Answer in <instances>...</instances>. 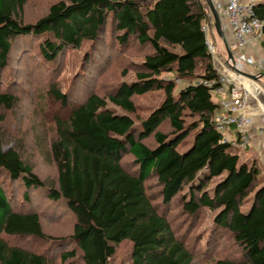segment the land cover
I'll use <instances>...</instances> for the list:
<instances>
[{
  "label": "trees",
  "instance_id": "16d2710c",
  "mask_svg": "<svg viewBox=\"0 0 264 264\" xmlns=\"http://www.w3.org/2000/svg\"><path fill=\"white\" fill-rule=\"evenodd\" d=\"M29 1L0 0V109L12 110L19 100L4 86L3 73L16 42L33 36L41 41V58L58 63L51 68L49 94L66 110L53 116L49 151L58 187L47 185L18 148L8 147L0 130V264H54L45 252L11 242L19 236L70 241L74 247L60 254L62 264L78 257L85 264H110L124 241L133 244L132 264H193L196 247L190 246L188 230L198 228L205 210L215 211L216 229L230 232L240 248V255L215 264H264V175L257 163H240L241 149L216 129L220 71L203 30L212 24L207 1L52 0L45 16L26 23ZM255 12L264 23V1ZM107 38L115 53L140 48L146 54L135 64L136 80L121 81L102 95L97 81L110 61ZM85 42L84 76L64 92L58 85L62 57ZM98 54L107 60L96 61ZM128 73L126 68L121 74ZM155 90L164 99L148 116H138L135 97ZM108 102L124 113L108 108ZM128 155L133 170L125 163ZM153 181L161 189L153 191ZM16 185L26 203L41 189L47 199L62 201L76 219L73 233L59 239L46 235L40 212L18 208ZM178 204L187 221L182 233L176 222L181 217L174 221L170 215Z\"/></svg>",
  "mask_w": 264,
  "mask_h": 264
},
{
  "label": "rangeland",
  "instance_id": "374dc122",
  "mask_svg": "<svg viewBox=\"0 0 264 264\" xmlns=\"http://www.w3.org/2000/svg\"><path fill=\"white\" fill-rule=\"evenodd\" d=\"M260 1L262 0H257V2ZM51 3L52 0L29 1L24 7L23 21L26 23L36 22L47 14ZM211 17L212 24L205 25L208 26V36L216 49V54L213 56L214 65L220 71L217 59L223 63L222 65H225L224 62L229 58L228 51L230 50L233 53L235 50L232 49L233 40L231 36L226 35V32L224 36L220 35L215 28L213 15ZM107 35L109 34L107 33ZM45 37L48 38V36L42 38ZM40 43L41 41L34 39L33 36L22 37L16 42V49L10 55L9 63L3 73L4 78L7 79H4V86H11L12 91L18 94L19 100L12 110L0 109V130L6 134L5 138L8 147L18 148L24 159L33 165L34 172L47 185L57 188L58 169L49 152L53 138V116L55 113L64 115L66 110L62 109L61 104L49 94L50 85L48 83H50L51 79V68L55 70L58 67V63L47 62L41 58L38 48ZM112 44L107 38L105 53H108L107 57H109L110 61L104 77L100 78V80L98 78L97 81V87L100 88L99 93L102 95L108 94L121 81L131 82L136 80L135 64L143 60L146 54V50L140 48H130L125 52L115 53V51L111 50ZM88 51L89 43L85 42L81 49H70L62 57L60 83L58 85L64 92L69 91L71 83L77 76H84L82 75L81 61ZM96 57V61L101 59L103 63L107 60L105 56L100 54ZM247 67L252 66L247 65L246 71ZM126 68L129 73L126 76H122L121 73ZM73 92L72 90L70 95ZM163 99L164 93L159 90L136 96L135 102L138 105V116L143 118L148 116ZM108 108L120 114L124 113L122 109L110 102H108ZM184 147L186 148L187 145L183 144L180 146L183 150L185 149ZM247 148L251 149L250 145ZM247 148H242L241 152L242 155L247 153L246 156L249 157L252 151L247 152ZM133 159L132 155L125 157V163L130 170L135 169ZM261 167L263 168V166ZM205 171L199 174V180L204 177ZM196 182L198 183V181ZM150 185L153 191L161 189L156 181H153ZM13 189L17 195L18 208L25 207L26 209H36L40 212L43 230L46 235L59 239L61 237L68 238L73 233L76 219L62 201L47 199L46 190L41 189L32 191L30 193L31 202L26 203L23 200L24 190L18 185L14 186ZM188 190L189 188L187 187L185 189L186 195H188ZM250 201L244 202L242 207H247ZM181 209L182 206L179 204L175 205L170 215L174 221V216L182 218L176 219L182 233L187 221L183 220L185 218L181 215ZM214 216L215 211L205 210L201 215L198 228L193 232L188 230L190 246L196 247L197 256L193 264H215V260L219 258L240 255V248L232 234L216 229ZM11 242L33 251L45 252V255L49 256L54 264H62L60 254L74 247V244L70 241L59 240L54 244L53 242L26 236L16 237ZM132 252L133 244L130 241H124L117 247L116 254L111 258L110 264H132ZM72 264H85V262L81 257H78L72 260Z\"/></svg>",
  "mask_w": 264,
  "mask_h": 264
},
{
  "label": "built area",
  "instance_id": "2783aa9c",
  "mask_svg": "<svg viewBox=\"0 0 264 264\" xmlns=\"http://www.w3.org/2000/svg\"><path fill=\"white\" fill-rule=\"evenodd\" d=\"M223 20V29L232 35L234 57H229L225 65L217 59L220 68L219 85L214 90L222 109L216 116V129L222 134L223 140L233 147L245 149L251 144L249 126L253 116L246 113V102L249 90L241 82L247 65L264 73V23L255 12L257 0H213ZM206 44L210 53L215 56L216 49L209 38L208 26L204 25ZM210 85L214 82H210ZM264 119V111L262 113ZM235 127L237 138L229 139L228 133Z\"/></svg>",
  "mask_w": 264,
  "mask_h": 264
},
{
  "label": "crops",
  "instance_id": "0c3cea01",
  "mask_svg": "<svg viewBox=\"0 0 264 264\" xmlns=\"http://www.w3.org/2000/svg\"><path fill=\"white\" fill-rule=\"evenodd\" d=\"M225 32L226 35L231 36L232 38L228 29H226ZM261 51H264L263 47H261ZM219 67L222 68V65ZM246 73L257 75L259 74V71L254 67H247ZM241 82L249 90L245 111L248 115L253 116V123L248 128L251 137V149L247 148V152L252 151V154L247 157V153L242 155V150H240V163H246L248 165L257 163L261 169L262 175H264V119L262 116L264 111V76L254 79L244 75L241 78ZM237 136L236 128L232 127L228 133L229 139H236ZM261 166H263V168ZM248 209L249 208H246L245 210L247 211Z\"/></svg>",
  "mask_w": 264,
  "mask_h": 264
},
{
  "label": "water",
  "instance_id": "95a60500",
  "mask_svg": "<svg viewBox=\"0 0 264 264\" xmlns=\"http://www.w3.org/2000/svg\"><path fill=\"white\" fill-rule=\"evenodd\" d=\"M206 1H207L208 5H209V7H210V9H211V11L213 13L214 25H215L216 30L218 31V33L220 35L224 36L225 35V31L223 29V22H222V19L220 17L219 12L217 11V9H216V7L214 5L213 0H206ZM228 53H229V57H231V58L234 57L233 53L230 50L228 51ZM244 74L249 76V77H251V78H254V79H258L260 76H264V73H262L260 76L259 75L248 74L246 72Z\"/></svg>",
  "mask_w": 264,
  "mask_h": 264
}]
</instances>
